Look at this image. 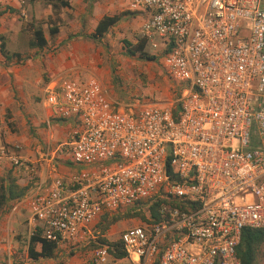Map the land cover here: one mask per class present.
I'll return each instance as SVG.
<instances>
[{
	"label": "built area",
	"instance_id": "2783aa9c",
	"mask_svg": "<svg viewBox=\"0 0 264 264\" xmlns=\"http://www.w3.org/2000/svg\"><path fill=\"white\" fill-rule=\"evenodd\" d=\"M125 1L146 12L141 35L180 83L178 106L128 112L95 76L51 78L45 123L69 124L55 153L78 170L29 197L32 232L75 244L102 216L163 199L158 219L146 206L121 231L124 258L100 245L80 264H240L242 231L264 228V0ZM19 149L0 145V165L33 179Z\"/></svg>",
	"mask_w": 264,
	"mask_h": 264
},
{
	"label": "rangeland",
	"instance_id": "374dc122",
	"mask_svg": "<svg viewBox=\"0 0 264 264\" xmlns=\"http://www.w3.org/2000/svg\"><path fill=\"white\" fill-rule=\"evenodd\" d=\"M40 4L44 3L40 1ZM42 6L37 3L31 6L23 3L19 7L7 3L0 4V36H4L6 48L10 52L21 54L20 60L13 58L10 62L4 61L0 54V112L2 115L0 145L10 146L13 143H18L21 146L20 150H22L24 147L21 145L23 136L42 138V132H45L47 136L53 138V141L49 146L41 147V152L48 157L53 153V160L67 164L68 158L65 153H55V150L67 137L68 127L62 130V135L58 136L59 139L54 138L59 130L58 128L55 129L54 126L48 127L45 123V109L42 102L43 88L51 78L72 74L70 71L65 73L58 71L50 74L48 68H52L53 65L51 64L58 61L61 52L59 48H73V45L77 48H90L86 59L82 56L79 61L86 64V66L82 65L83 67L89 68L87 58L89 56L95 58L99 68L104 70L103 78L99 81L106 88L110 99L117 102L118 107L129 112L145 104H157L175 110L180 97V83L167 74L161 60L162 52L154 49L147 42L145 51L156 57L153 60H147L140 58L139 54L129 55L126 48L123 47V40L135 43L137 38L142 37L140 29L145 16L143 18V15L128 10L122 5L121 8L114 9L112 14H125L110 29L109 35L104 37L102 43L92 41L88 37L68 40L67 36L62 42L57 43L56 40L59 35L50 36L46 28L47 19L38 16ZM7 7L14 8L16 11H7L3 14V10H6ZM61 14L71 16L72 13L60 9L56 13L53 12L51 16L56 17V22L59 21L60 25L65 22L68 24L69 21L67 22L66 17L62 19ZM31 20L45 28L48 42L44 49L28 47L30 33L27 24ZM86 21L84 20V27L87 26ZM84 27L80 30L84 31ZM64 30V33L68 32L66 28ZM69 41L72 42L71 47L67 46ZM80 76L96 77L94 73L86 69ZM146 206L147 204L141 205L140 211H136L138 213L127 211L102 216L98 223L92 227V237L75 244L71 242L62 244L58 247L55 257L51 258L54 261H49L53 264H80L88 260L92 250L101 245L100 239L109 242L119 241L122 230L138 225L143 221L142 215ZM113 218H115L114 221L107 222ZM34 261L38 264V260L30 261L25 256L23 258L20 255L19 260L13 264H35ZM259 264H264V256Z\"/></svg>",
	"mask_w": 264,
	"mask_h": 264
},
{
	"label": "crops",
	"instance_id": "0c3cea01",
	"mask_svg": "<svg viewBox=\"0 0 264 264\" xmlns=\"http://www.w3.org/2000/svg\"><path fill=\"white\" fill-rule=\"evenodd\" d=\"M40 1L44 4H40ZM70 4V7L63 8V11H69L70 15L61 14V18L65 19L66 22L63 25L59 24L58 31V39L57 43L62 42L66 36L68 40H72L75 38L88 37L92 41L90 34L94 31V28L97 22L104 15H114L113 10L121 8L124 5L127 9V3L125 0H67ZM7 3L13 6L19 7L20 5L27 4L31 6L32 4L43 5L40 10L39 18L45 17L48 19L53 14V10L51 4L46 2L45 0H0V4ZM10 8V7H7ZM129 10V9H128ZM8 9L3 10V14L7 13ZM138 12V11H133ZM64 13V12H63ZM123 13H121V18ZM137 14L143 15V18L147 17L146 13L138 12ZM75 20H77L75 22ZM84 20L86 27L83 26ZM33 21V20H31ZM47 21V20H46ZM73 21V22H70ZM67 29V33H64V28ZM85 28V30L81 31L80 29ZM114 27V26H113ZM44 28V27H43ZM48 30V25L46 26ZM112 28V27H111ZM110 28V29H111ZM80 31V32H79ZM110 31V30H109ZM108 33L105 36L109 35ZM45 36L46 31L44 28ZM70 35H75L74 37L69 38ZM104 36V37H105ZM104 37L101 41H95L102 43ZM47 38V36H46ZM72 42L69 41L67 43L68 47H71ZM106 47V46H105ZM104 48V46H102ZM37 49V48H31ZM44 49V48H42ZM61 52L59 53L58 61H55L52 68H48L50 74L57 73L61 71L65 73L70 71L72 74H78L84 72L86 69L89 72H92L96 75L98 79L103 78L104 70H101L99 66L96 64V60L93 56H89L87 60L89 61V65L87 67L83 62L80 63L79 58L83 56L85 58L90 50V48H77L73 45V48H59ZM41 50V49H39ZM86 59V58H85ZM83 65V66H82ZM103 85V84H102ZM109 96V95H108ZM43 103V102H42ZM44 118L45 122L50 115V109L44 105ZM50 126H54V128H58L59 133L54 136V138H58V136L62 135V130L65 128H69V124H65L61 121L52 120ZM40 132V130H39ZM41 133V132H40ZM42 138L34 137V138H26L23 136V140L21 145L24 146L22 150L19 149V153L22 157L27 158L34 162L37 167V172L33 179L30 178V174L23 169H15L8 162H4L0 165V180H7L10 176L15 179L16 183L19 186H27L28 189L23 197L20 199H15L8 201L2 209H0V264H13L19 260L20 255L24 258L28 257L27 245L29 237L32 233L33 222L31 219V214L29 211V205L27 201L29 197L37 192H42L46 190L52 183V181L57 177H62L65 180H68L69 177L74 174L78 167L75 166L70 160L67 161V164L59 163L57 160H53L54 154L52 153L50 157L44 156V153L41 152V147H45V145L49 146L53 141L52 137L46 135L45 132H42ZM46 137H45V136ZM52 138V139H51ZM59 139V138H58ZM16 144V143H13ZM18 144V143H17ZM41 144V145H40ZM21 147V146H20ZM25 243V244H24ZM54 261L52 259H39L37 261L38 264H53ZM36 264V262L34 261ZM26 264V263H24Z\"/></svg>",
	"mask_w": 264,
	"mask_h": 264
},
{
	"label": "trees",
	"instance_id": "16d2710c",
	"mask_svg": "<svg viewBox=\"0 0 264 264\" xmlns=\"http://www.w3.org/2000/svg\"><path fill=\"white\" fill-rule=\"evenodd\" d=\"M51 4L53 12H57L65 7L69 8L70 4L67 0H45ZM9 12H15L14 8H7ZM123 13L122 15H124ZM53 19L52 21H49ZM56 17L52 16L47 19L48 33L50 36H54L59 31V21L56 22ZM121 20V14L114 15H104L96 24L94 31L90 34V37L95 41H101L106 33L111 27L115 26ZM28 29L30 37L28 39L29 48L42 49L47 45V38L45 36L44 28L42 25L37 24V22L30 21L28 24ZM75 35H70L69 38ZM0 54L2 55L4 61L10 62L13 58L21 59V54L19 52H10L5 45L4 36H0ZM147 40L144 37L137 38L135 43L128 40H123V47L126 48V52L129 55L139 54L140 58L147 60H153L156 57L154 55H149L145 51ZM177 108V107H176ZM175 108V109H176ZM166 171L170 172V168L166 165ZM27 186H19L15 179L8 177L7 180H0V209L7 204L8 201L20 199L26 193ZM163 199L150 201L147 208L151 219H158V208L163 202ZM149 203V201H146ZM138 213V212H135ZM144 219V214L142 215ZM146 219V218H145ZM115 218L108 223L114 221ZM106 228V227H105ZM101 245H106L108 251L113 259H122L125 257V251L122 248L120 241H107L105 239H100ZM58 249V245L53 241H48L41 237L39 231H34L31 233L27 252L28 257L32 260L39 259H51L54 258ZM237 256L240 260V264H259V261L264 256V228H245L242 231L240 242L236 248Z\"/></svg>",
	"mask_w": 264,
	"mask_h": 264
}]
</instances>
